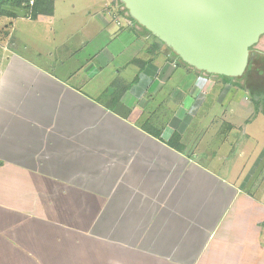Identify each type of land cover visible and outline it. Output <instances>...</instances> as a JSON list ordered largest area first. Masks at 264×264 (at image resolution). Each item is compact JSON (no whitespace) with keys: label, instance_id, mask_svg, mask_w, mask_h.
<instances>
[{"label":"crops","instance_id":"1","mask_svg":"<svg viewBox=\"0 0 264 264\" xmlns=\"http://www.w3.org/2000/svg\"><path fill=\"white\" fill-rule=\"evenodd\" d=\"M81 1L0 57V264H264V104Z\"/></svg>","mask_w":264,"mask_h":264},{"label":"water","instance_id":"2","mask_svg":"<svg viewBox=\"0 0 264 264\" xmlns=\"http://www.w3.org/2000/svg\"><path fill=\"white\" fill-rule=\"evenodd\" d=\"M121 1L179 59L213 75L242 77L264 35V0Z\"/></svg>","mask_w":264,"mask_h":264},{"label":"rangeland","instance_id":"3","mask_svg":"<svg viewBox=\"0 0 264 264\" xmlns=\"http://www.w3.org/2000/svg\"><path fill=\"white\" fill-rule=\"evenodd\" d=\"M33 1V0H31ZM81 0H61L57 1V17L55 21H39L33 20L31 17L25 18L26 10L24 8L25 3H22V8L16 10L10 5H0L3 11H15L19 16H4L0 15V57L4 54H9L14 50L13 42H20L23 46L28 47V45H35L36 40H41V42L57 41L58 39L67 40L70 42V46L79 45V40L82 38L81 24L76 21L73 15V9L79 10L81 8ZM30 15V14H29ZM46 15V14H45ZM74 19L77 24L69 25V22L65 20ZM120 18V21H119ZM124 20L128 25L135 24L128 10L125 8L121 0H115V23H120ZM126 20V21H125ZM54 27L56 32H51L45 35V28ZM76 29V30H75ZM146 33H149L145 28H143ZM58 35V36H55ZM45 36V37H44ZM34 40H33V39ZM57 39V40H56ZM20 47V50H24V47ZM86 47V46H85ZM254 49H259L264 51V35L261 37L260 41L254 46ZM79 52H84V46L78 48ZM202 75H212L204 71H199ZM186 74V72H184ZM248 81L245 78L240 79V85H245L249 91V98H257L260 105L264 104V55H259L255 51L251 54V60L249 68L247 69ZM233 85H239L234 79ZM137 84L136 82L132 85ZM238 97L237 104L243 103L245 97V88L241 87L237 89ZM236 93V94H237ZM249 103V102H246ZM251 103V100H250ZM255 127L250 129L253 130V135L256 137H261L264 140V113L259 114L257 120L254 122Z\"/></svg>","mask_w":264,"mask_h":264},{"label":"trees","instance_id":"4","mask_svg":"<svg viewBox=\"0 0 264 264\" xmlns=\"http://www.w3.org/2000/svg\"><path fill=\"white\" fill-rule=\"evenodd\" d=\"M10 3H12V7L16 8V10L21 9L22 3H25L24 8L28 12L27 14H31V17H34V18H38L40 14H44V13L51 15L53 11V0H33V3H31V0H0V5L8 6L10 5ZM0 15L11 16V17L19 16V14H16V12L15 11L13 12L12 10L3 11L1 6H0ZM245 75L246 73L242 77H227V76H222V77L229 79V80L235 79V78L240 80V79L245 78Z\"/></svg>","mask_w":264,"mask_h":264},{"label":"flooded vegetation","instance_id":"5","mask_svg":"<svg viewBox=\"0 0 264 264\" xmlns=\"http://www.w3.org/2000/svg\"><path fill=\"white\" fill-rule=\"evenodd\" d=\"M257 49H255V52L257 53V54H259L257 51H256ZM254 52V51H253ZM259 55H261V54H259ZM250 65V64H249ZM249 68V67H248ZM248 76V73L246 72V75H245V78Z\"/></svg>","mask_w":264,"mask_h":264}]
</instances>
